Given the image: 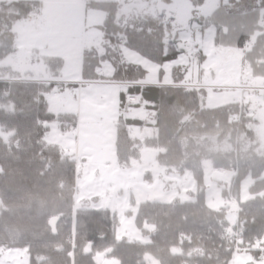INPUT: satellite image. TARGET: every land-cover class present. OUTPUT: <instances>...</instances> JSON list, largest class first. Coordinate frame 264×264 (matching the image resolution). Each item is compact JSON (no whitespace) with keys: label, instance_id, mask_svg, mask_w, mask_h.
Masks as SVG:
<instances>
[{"label":"trees","instance_id":"trees-1","mask_svg":"<svg viewBox=\"0 0 264 264\" xmlns=\"http://www.w3.org/2000/svg\"><path fill=\"white\" fill-rule=\"evenodd\" d=\"M188 1L198 12L207 0ZM87 5L106 14L99 26L105 52L85 49L83 78L98 80V68L109 61L114 66L110 79L126 84L120 94L121 111L136 106L153 113L148 120L121 114L116 135L119 165L125 167L139 159L143 147L155 148L159 150L157 160L161 166L173 168L180 175L193 171L198 190L193 200L142 202L135 222L149 238L145 243L118 238L119 218L115 211L75 207L76 161L69 152L45 139L52 122L62 126L68 122L69 127L76 124L72 113L55 114L49 108V95L56 86L53 80L62 77L63 61L45 60L49 73L45 80L8 65L6 57L16 51L13 26L32 15L37 4L0 0V250L25 249L30 264H103L112 259L119 264H232L236 242L228 239V233L235 225L230 228L229 208L213 209L204 200L203 170L207 163L216 169L237 172V185L250 174L255 178L249 188L252 196L247 200H240L237 186L240 202L236 223L243 233L241 247H253L256 236L264 247V153L259 152L251 128L255 119L249 106L233 102L205 107L200 90L191 87L193 83L182 85L183 74L176 75L175 83H145L147 71L137 64L125 63L119 56L120 47H133L154 62L172 60L184 48L173 25L159 14L125 21L122 5L116 0H92ZM222 8L256 24L240 34L236 45L222 44L224 29L229 33L231 28L220 24L215 16L203 27H216L217 46L238 50L258 26L263 32L256 35L245 56L261 66L264 0H230ZM16 79L27 80L10 81ZM129 96H138L139 100L132 102ZM238 114L241 119L234 120ZM133 126L153 127L156 133L142 141L131 136ZM54 218L55 231L50 224ZM241 252L249 256L242 264H264L257 262V251Z\"/></svg>","mask_w":264,"mask_h":264},{"label":"rangeland","instance_id":"rangeland-1","mask_svg":"<svg viewBox=\"0 0 264 264\" xmlns=\"http://www.w3.org/2000/svg\"><path fill=\"white\" fill-rule=\"evenodd\" d=\"M116 1L128 10V15L124 16L125 21H132L144 15L159 14L165 22L173 25L174 32L177 31L175 35L184 45L183 51L167 64L154 62L137 49L123 45L119 52L123 61L144 68L147 71L143 80L145 83L163 85L175 83L176 75L183 74L182 85L193 83L191 87L200 90L201 101L205 107H218L233 102L247 104L251 109L249 112L255 119L251 128L259 143V152L264 153V90L257 92L255 101L249 104V92L246 88L249 82L243 76V71L246 70L244 65L232 60V56H220L210 38L212 28L203 27L211 18L213 19L212 16H215V20H219L220 24L231 28L229 33L224 29L222 44L226 45L229 42L236 45L240 34L251 26L248 19L233 15L234 13H229L227 9L224 13L221 9L213 13L221 2L226 4L229 0H207L198 12H190L185 3H178L177 7H167L163 0ZM87 8V22L84 11L78 18L68 19L67 15L59 10L57 14H51L53 19L46 18L45 25L40 29H33L34 23L30 21L22 20L16 23L14 30L19 35L15 42L17 50L10 53L5 62L23 73L40 71L44 64H39L38 57L34 54V45L47 40L48 27L52 24L56 25L50 30V36L58 37L59 46L57 50L50 47L48 53L55 52L56 55L63 56L64 58L60 59L66 63L81 59V48L87 36L96 30L101 33L99 27L91 26V23L96 22L98 16H101L99 23L102 24L106 16L101 9ZM198 14L203 15L200 21L196 20ZM175 25L179 29L176 30ZM61 33L65 36H61ZM166 42L169 43V40L166 39ZM205 52L207 56L204 55ZM197 53L203 54L204 57L200 60L191 57V54ZM102 66L107 69L113 65L105 61L102 62ZM162 68L163 76L160 74ZM176 69L178 71L174 74ZM72 73L70 71L71 75ZM98 75L100 76L99 72ZM107 75L108 70L104 74L108 80ZM61 76L63 78L62 72ZM74 79L85 81L83 76ZM57 87L58 85L55 86L56 90ZM121 90L120 86L108 83L84 84L67 86L57 97L50 95V110L55 114L72 113L76 124L69 127V123L65 122V126L62 127L59 122H52L51 130L45 139L58 145L62 151L69 152L76 161L75 207L115 211L119 218L118 238L145 243L149 238L143 235L135 222L139 205L145 201L193 200L198 184L193 171H186L184 175H180L173 168L161 166L157 160L159 150L155 148L143 147L139 159L125 167L119 165L116 135L121 114L123 113L125 117L148 120L152 113L145 107L136 106L127 107L122 112L119 106ZM130 134L133 138L143 141L154 136V130L133 126ZM203 181L205 202L213 209L229 208L227 219L231 222L230 228L233 227L238 219V204L240 200L244 201L252 196L249 188L255 178L250 174L237 185L234 172L206 166L203 170ZM237 186L240 200L236 197ZM0 264H30V259L25 249L12 247L5 252L0 250ZM103 264L119 262L112 259Z\"/></svg>","mask_w":264,"mask_h":264},{"label":"crops","instance_id":"crops-1","mask_svg":"<svg viewBox=\"0 0 264 264\" xmlns=\"http://www.w3.org/2000/svg\"><path fill=\"white\" fill-rule=\"evenodd\" d=\"M9 1L10 2L11 1H29V2H33V3L37 4V7H39V9H40L38 19L36 21H33L32 16H29L26 19V21H30V22L34 23V26H32L33 29L34 28L40 29L41 27H43L45 25L44 21L46 20V18H50V19L52 18L53 19L51 14H57V12L59 10L63 11L64 15H67L68 19H71V18L76 19L80 16V13H82L84 11L85 20L87 22V17H88V8H87L88 5L87 4H88V2H86V0H9ZM163 2L167 5V7H174L178 3H185L187 5L189 11L194 12V7L192 6V4L188 0H163ZM224 4L225 3L221 2L217 6V8L213 11V13L218 12L220 9L224 13V10L226 11V8H224V9L221 8ZM47 6H48V9H47ZM121 11H122V17H124L125 15H128V10L125 9L124 7H122ZM201 16H203V15L198 14V17L196 18V20L200 21ZM100 19H101V16H98V20L94 23H91L92 24L91 26L99 27L101 25V23H99ZM191 20H192V17H191ZM217 21L219 22V20H217ZM18 22H21V21H18ZM252 24L254 25V24H256V22H251V25ZM54 25H56V24H52L48 27L49 31L47 32V37H48L47 40L42 42V43H39V44L35 43V45H34V54L37 55L38 60H39V64H44V66L43 65L41 66L40 71H38L37 73L32 72V74L37 77L36 78L37 80H45L49 76V73H48L46 66H45V64H46L45 60L46 59L63 57L61 55H56L57 53H55V52L48 53L50 47H52V49H54V50H57L58 46H59V44L57 42L58 37L57 36H55V37L50 36V30L54 27ZM15 26H16V23L13 26V30L15 29ZM175 28H176V30L179 29V27L177 25H175ZM14 31L16 32V30H14ZM99 31L101 33H98V31L96 30V32L94 31V33H90L87 36V38L85 40L86 42L84 43V45L81 48V52H80L81 56H82L81 59H79V60L75 59L73 61L71 60L68 63L63 62V64H64V66L62 68L63 78L62 77L60 78L63 81V83L60 87H57V90L55 89L53 91V93L50 95L57 97V95L60 94L61 92H63L67 86H79V85H84V84L108 83V84H111L114 86H120L122 88L121 92L125 89V87H126L125 83L113 82L110 79L111 76L113 75V72H114V66H112V68H107V69L103 68V66L98 68V72L101 76L98 79V81H94V82L91 81L90 83H87V81H78V80L74 79V78H79L80 76H82L83 55H84V51L86 48H89V47L96 48L99 54H104L105 49L102 45L103 33H102L101 29ZM262 32H263V30L257 26L251 32L252 36L246 41V43L242 49L236 50L233 48H231V49L226 48L227 49L226 52L230 53V54H226V55L232 56L233 57L232 60L236 61L239 64L240 63L243 64L244 69H246L243 71V76L245 77V79H248V82H249L246 85V88H248L247 91L249 92L248 93L249 104H251V103H253V101H255L257 92H259L260 90H264V63H261L262 65L260 66V64L258 62H254L253 58H250V57L246 58L245 52L256 41V39H257L256 35L260 34ZM176 33H177V31L174 32V34H176ZM174 34H173V36H174ZM216 34H217L216 27H213L210 38L213 41V46H214L215 50L218 52V48H220L222 45L217 46L214 43ZM61 36H65L64 33H61ZM18 38H19V35L16 32L15 42ZM221 48H223V47H221ZM261 48L264 50L263 46H261ZM259 49H260V47L256 51L258 52ZM16 50H17V48H16ZM218 54L220 56H222L221 53H218ZM263 57H264V52H263ZM107 70H108V75H107L108 80L105 79V77H104V74ZM70 71L73 72L72 75L70 74ZM28 72H30V71H27V73ZM73 82H77V83H73ZM77 89L79 90L80 88L78 87ZM56 92H57V94H56ZM121 92H120V94H121ZM129 97H131V96H129ZM136 100L137 101L139 100L138 96L136 97ZM136 100L132 101V102H136ZM240 103H241V105H243L242 102H240ZM249 111H251V109H249ZM152 117H153V113H151V118ZM60 126H62V125H60ZM142 128H144V127H142ZM148 128L154 130V134L156 133V130L153 127L148 126ZM207 166L210 167L209 165H207ZM247 257L249 258L248 254H246V253L241 252L239 254H236V258H235L233 264H242L243 261L247 260Z\"/></svg>","mask_w":264,"mask_h":264},{"label":"built area","instance_id":"built-area-1","mask_svg":"<svg viewBox=\"0 0 264 264\" xmlns=\"http://www.w3.org/2000/svg\"><path fill=\"white\" fill-rule=\"evenodd\" d=\"M91 1L92 0H86V2H91ZM38 12H39L38 10L34 12V14H33L34 15L33 16L34 19H37ZM191 57L200 60L201 57H202V54L201 53L191 54ZM129 99L131 101H135L136 97L131 96V97H129ZM233 119L234 120L235 119H238V120L241 119V114H238L237 116L233 117ZM221 169H223V168H221ZM234 174L237 176V172H234ZM242 238H243V233L240 231L239 224L236 223L235 227L233 229H231L229 231V233H228V239L231 240V241H235L236 242V248H235L236 253H238L239 251L244 249L240 245V242L242 241ZM251 249H253V250L258 252L259 258H258L257 262L258 263H262L264 261V247L262 246V240L259 237L256 236L253 239V247L248 248V250H251Z\"/></svg>","mask_w":264,"mask_h":264},{"label":"water","instance_id":"water-1","mask_svg":"<svg viewBox=\"0 0 264 264\" xmlns=\"http://www.w3.org/2000/svg\"><path fill=\"white\" fill-rule=\"evenodd\" d=\"M224 50H225V49L218 48V52H219V53H225ZM50 224H51V226L53 227V229H54V231H55V228H56V219H55V218L52 219V220L50 221ZM153 264H157V263L154 262Z\"/></svg>","mask_w":264,"mask_h":264},{"label":"snow or ice","instance_id":"snow-or-ice-1","mask_svg":"<svg viewBox=\"0 0 264 264\" xmlns=\"http://www.w3.org/2000/svg\"><path fill=\"white\" fill-rule=\"evenodd\" d=\"M164 55H165V57H168V53H167V52H165ZM204 55L207 56L208 54L205 52ZM173 59H175V58L173 57ZM169 62H170V61H169L168 59H166V60L164 61L165 64H167V63H169ZM160 74H161V76L164 75V70H163V68L161 69V73H160Z\"/></svg>","mask_w":264,"mask_h":264},{"label":"flooded vegetation","instance_id":"flooded-vegetation-1","mask_svg":"<svg viewBox=\"0 0 264 264\" xmlns=\"http://www.w3.org/2000/svg\"><path fill=\"white\" fill-rule=\"evenodd\" d=\"M222 55H226V54H230V53H227V52H225V54L224 53H221Z\"/></svg>","mask_w":264,"mask_h":264}]
</instances>
